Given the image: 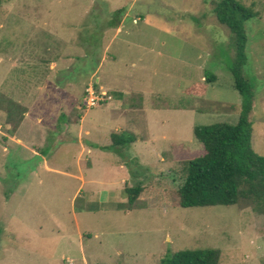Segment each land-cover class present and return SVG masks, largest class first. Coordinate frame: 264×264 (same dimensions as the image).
<instances>
[{
	"label": "rangeland",
	"instance_id": "rangeland-1",
	"mask_svg": "<svg viewBox=\"0 0 264 264\" xmlns=\"http://www.w3.org/2000/svg\"><path fill=\"white\" fill-rule=\"evenodd\" d=\"M212 1L0 0V264H160L199 248L220 249V264H264V210L174 203L183 162L205 153L194 127L240 118ZM240 1L257 13L244 75L264 156V0ZM194 84L206 92L188 93ZM122 131L137 141L117 153ZM138 184L139 200L120 208ZM89 202L102 210L79 212Z\"/></svg>",
	"mask_w": 264,
	"mask_h": 264
},
{
	"label": "trees",
	"instance_id": "trees-1",
	"mask_svg": "<svg viewBox=\"0 0 264 264\" xmlns=\"http://www.w3.org/2000/svg\"><path fill=\"white\" fill-rule=\"evenodd\" d=\"M212 3L218 22L230 33L235 53L228 70L234 80V89L241 96L240 118L235 125L216 123L194 127V136L203 146L205 153L201 157L183 162L184 183L175 191L174 203L185 209L240 205L264 210V156L256 153L252 147L250 121L254 108L255 86L244 75V68L248 63L246 26L257 17V13L240 0H213ZM121 12H116L114 19L108 23L109 26H118ZM89 40L92 43L98 41L95 35ZM216 79L214 73H205L207 84L214 83ZM205 92L206 84H194L188 89V93L197 96ZM12 104L11 111L16 107ZM231 110H235V106H232ZM111 140L109 149L121 153L123 148L135 143L137 137L131 132L122 131L112 133ZM143 191L144 186L140 184L127 188L125 192L128 202L120 204L119 207L131 209ZM102 207L101 202H89L78 210L100 212ZM221 254L222 251L215 248L169 251L160 264H220Z\"/></svg>",
	"mask_w": 264,
	"mask_h": 264
},
{
	"label": "built area",
	"instance_id": "built-area-1",
	"mask_svg": "<svg viewBox=\"0 0 264 264\" xmlns=\"http://www.w3.org/2000/svg\"><path fill=\"white\" fill-rule=\"evenodd\" d=\"M89 92V97H88V104L90 107H96L99 106L101 104V102L105 101L104 98L99 97L93 90V88L88 89ZM104 94L103 96H107L106 93H102ZM110 99V97H109ZM69 264H75L73 261H70Z\"/></svg>",
	"mask_w": 264,
	"mask_h": 264
},
{
	"label": "crops",
	"instance_id": "crops-1",
	"mask_svg": "<svg viewBox=\"0 0 264 264\" xmlns=\"http://www.w3.org/2000/svg\"><path fill=\"white\" fill-rule=\"evenodd\" d=\"M124 95V94H123ZM119 98H121V96L119 97ZM84 120V118H82V120L81 121H83Z\"/></svg>",
	"mask_w": 264,
	"mask_h": 264
}]
</instances>
